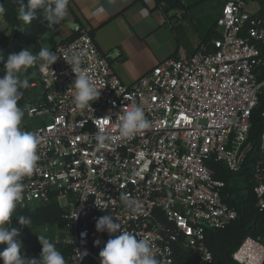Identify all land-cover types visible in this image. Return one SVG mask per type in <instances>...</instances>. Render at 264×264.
Returning <instances> with one entry per match:
<instances>
[{
  "label": "built area",
  "instance_id": "1",
  "mask_svg": "<svg viewBox=\"0 0 264 264\" xmlns=\"http://www.w3.org/2000/svg\"><path fill=\"white\" fill-rule=\"evenodd\" d=\"M254 3L225 0L215 21L217 38L192 54L179 50L130 85L115 74L91 29L80 24L71 40L50 49L59 59L47 72L40 61L30 67L39 80L19 107L22 129L40 137L39 171L24 179V199L14 214L51 200L64 209L66 223L53 243L74 246L67 264L87 257L101 264L90 246L101 243L103 233L86 224L90 213L110 214L123 230L149 239L160 264H175L176 246L189 250L198 264H212L205 232L225 228L237 213L223 201L225 183L214 179L210 159L232 174L248 167L255 206L264 212V128L257 140L249 135L264 93V80L258 79L264 15L250 11ZM76 53L78 67L102 82L99 99L86 110L74 106L69 91L75 81L69 61ZM132 105L143 110L149 127L122 138L117 117ZM96 133L112 137L99 151ZM121 194L135 202L134 212ZM76 250L87 255L79 258ZM231 257L237 264H264V231L245 237Z\"/></svg>",
  "mask_w": 264,
  "mask_h": 264
},
{
  "label": "clouds",
  "instance_id": "2",
  "mask_svg": "<svg viewBox=\"0 0 264 264\" xmlns=\"http://www.w3.org/2000/svg\"><path fill=\"white\" fill-rule=\"evenodd\" d=\"M19 12L17 19L26 24L37 18L39 10L43 11L44 19L49 28L58 25L68 15V0H17ZM97 12H103L98 8ZM5 13L3 3H0V16ZM57 53L50 51L49 46L41 47L38 53L28 48L18 53L12 52L3 62L4 74L0 76V261L3 264H67L64 256L56 249L54 243L45 237H38L42 246L40 257L27 258L21 254L22 241L18 238L20 232L15 227H9L18 204L24 199L26 177H31L39 171L40 156L38 148L40 137L22 129L24 111L18 106L22 99V89H27L28 79H21L20 74L40 61V70L47 72L49 67L58 60ZM69 63L73 66L75 81L69 91L73 93L74 106L79 110L92 108V103L100 97L99 82L87 75L78 66L81 63L79 53L74 54ZM110 119V118H107ZM119 135L131 138L141 130L149 127L143 110L135 105L125 107L117 117ZM88 135V134H85ZM96 150L107 146L106 142L112 137L107 134L96 133ZM120 199L126 208L135 211V202L127 194H121ZM18 223L22 226L30 225L31 218L20 216ZM98 233H107L109 239L100 250L101 264H160L153 252V245L147 238H137L133 233L123 230L121 225L111 215H103L95 224ZM117 233H119L117 235ZM82 237L86 233L81 234ZM100 241H95L99 246ZM77 254L79 258L87 255V251Z\"/></svg>",
  "mask_w": 264,
  "mask_h": 264
},
{
  "label": "trees",
  "instance_id": "3",
  "mask_svg": "<svg viewBox=\"0 0 264 264\" xmlns=\"http://www.w3.org/2000/svg\"><path fill=\"white\" fill-rule=\"evenodd\" d=\"M70 1L71 0H68V4ZM255 1L258 4V14L264 15V0ZM0 3H3L5 7V13L2 15L4 27L0 30V56H2L4 60H6L7 56L12 52L18 53L25 48H28L33 53H38L41 48L39 43L41 37L44 34L56 35L64 23L63 20L58 25L49 28L48 22L44 19L43 11L39 10L37 18L31 23L26 24L24 21L17 19L19 12L17 0H0ZM26 3L27 0H25V4ZM154 3L165 13L172 10L183 9L181 0H154ZM211 33L217 38L218 33L215 30V24L208 31L207 35L201 39L199 48L206 43ZM71 39L72 36L70 35L60 43L67 42ZM173 56L174 55L170 57ZM3 74V62H0V76ZM22 77V79H28L29 85L39 80L36 71L32 68L25 70L24 76ZM258 79L264 80V67L260 71ZM28 88L21 90L23 96L18 102V106L23 103L24 97L28 93ZM262 113H264V93L261 94L258 105L251 116V130L249 135L252 141L258 139L264 128ZM208 167L213 171L214 179L225 183L222 199L228 206L236 211L237 217L223 229L206 230L205 242L213 257L212 264H237L232 260L231 255L239 243L245 237L257 238V236H263L264 212L260 213L255 206L256 198L252 193V181L247 172L248 167H245L241 173L232 174L228 172L222 163L215 162L213 159L208 160ZM64 214V209L58 206L54 200H51L44 205L17 211L13 215L9 227H15L18 230L25 227L18 223L19 217L25 216L31 218L32 223L28 225L31 228L47 229L50 232L56 229L60 231L66 223ZM103 215L110 214L90 213L84 220L87 225L95 226L97 219ZM109 238V235L105 232L103 233V241L99 246H90V251L99 261V252L105 246ZM55 246L65 259L74 249V246L70 244L58 243ZM2 247L3 246H0V248ZM174 249L175 264H198V259L189 250L178 246ZM32 250L33 255L31 258L38 259L42 250L39 247H34ZM0 264H3V262L0 261ZM81 264L97 263L92 258L87 257Z\"/></svg>",
  "mask_w": 264,
  "mask_h": 264
},
{
  "label": "crops",
  "instance_id": "4",
  "mask_svg": "<svg viewBox=\"0 0 264 264\" xmlns=\"http://www.w3.org/2000/svg\"><path fill=\"white\" fill-rule=\"evenodd\" d=\"M211 1L181 0L183 9L165 13L154 0H71L58 33L44 34L39 43L51 49L71 35L75 24L88 26L95 45L107 56L115 74L130 85L179 50L187 54L197 51L225 2L219 0L220 10L209 20L207 13L197 9ZM98 8L104 11L97 12ZM3 27L0 16V30ZM213 39L211 33L205 44Z\"/></svg>",
  "mask_w": 264,
  "mask_h": 264
},
{
  "label": "rangeland",
  "instance_id": "5",
  "mask_svg": "<svg viewBox=\"0 0 264 264\" xmlns=\"http://www.w3.org/2000/svg\"><path fill=\"white\" fill-rule=\"evenodd\" d=\"M209 5V6H208ZM208 5H204L201 8H198L197 11L199 13H207L208 14V19H213L218 11L220 10V1L219 0H213L211 1ZM258 10V4L257 2L253 4L252 8L250 11L256 12ZM48 37H51L48 35ZM23 74H20L21 79ZM37 90H41L40 85L38 86ZM29 93V90H28ZM27 93V95H28ZM29 122L34 123V120L29 119ZM20 236L18 237L22 241V250L21 254L24 255L27 258H31L33 255V248L34 247H39L42 250V246L40 244L39 238L38 237H45L49 239L52 243L54 241V236L56 234H60V231L56 229L53 232L48 231L47 229H42V228H31L29 226H25L19 229Z\"/></svg>",
  "mask_w": 264,
  "mask_h": 264
}]
</instances>
